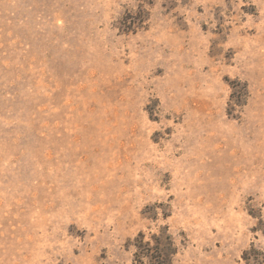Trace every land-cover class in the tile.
<instances>
[{
  "label": "rangeland",
  "instance_id": "obj_1",
  "mask_svg": "<svg viewBox=\"0 0 264 264\" xmlns=\"http://www.w3.org/2000/svg\"><path fill=\"white\" fill-rule=\"evenodd\" d=\"M163 228L172 264H264V0H0V264Z\"/></svg>",
  "mask_w": 264,
  "mask_h": 264
},
{
  "label": "trees",
  "instance_id": "obj_2",
  "mask_svg": "<svg viewBox=\"0 0 264 264\" xmlns=\"http://www.w3.org/2000/svg\"><path fill=\"white\" fill-rule=\"evenodd\" d=\"M138 14V15H137ZM146 12L127 13L123 18V30L134 31L138 25L144 21ZM247 96L246 85L236 92L232 86L230 97L236 105H241ZM166 228L161 229L158 235L152 234L150 240H144V234L139 232L134 238L133 261L132 264H172L171 257L176 252L171 236L166 232Z\"/></svg>",
  "mask_w": 264,
  "mask_h": 264
}]
</instances>
